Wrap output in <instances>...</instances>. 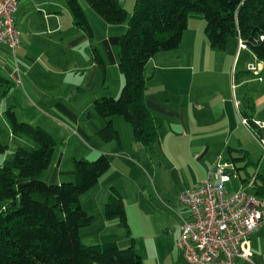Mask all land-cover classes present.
I'll return each mask as SVG.
<instances>
[{"label":"crops","instance_id":"0c3cea01","mask_svg":"<svg viewBox=\"0 0 264 264\" xmlns=\"http://www.w3.org/2000/svg\"><path fill=\"white\" fill-rule=\"evenodd\" d=\"M66 1L18 0L14 21L19 46L12 52L0 44V79L4 82H0V143H9L5 154H0V166L16 148L28 145L25 137L11 132L4 117L12 109L19 122L42 128L57 143L43 177L46 182H73L74 159L108 157L110 170L80 198L82 208L95 218L91 226L80 230L82 243L129 245V239L104 217L111 187L122 194L127 217L141 211L145 218L158 216L159 224L170 219L168 224L179 238L182 222L190 220L179 195L206 180L217 156L230 162L229 155H244L246 160L236 166L252 164L245 141L252 132L241 119L244 113L259 129L264 125L262 114L256 112L264 107V60L249 49H239L237 37L229 38L223 49L211 48L202 15L190 13L179 48L158 52L143 69V102L156 130L154 143L149 148L135 143L131 126L118 116L111 120L119 141L104 142L97 133L105 121L95 114L93 103L120 94L124 79L118 68V43L126 24L107 25L85 0H78L92 28L89 39L75 27ZM117 1L130 15L135 0ZM92 48L103 56L105 72L93 62ZM255 61L260 64L261 81L246 77L252 76L247 64ZM249 81L258 82L255 99L246 93ZM240 170L236 177L239 189L255 194L246 182L249 175L242 177ZM153 225L143 221L141 237H152ZM136 245L134 240L135 251ZM250 248L249 260L237 258L234 264H264V226L251 236Z\"/></svg>","mask_w":264,"mask_h":264},{"label":"trees","instance_id":"16d2710c","mask_svg":"<svg viewBox=\"0 0 264 264\" xmlns=\"http://www.w3.org/2000/svg\"><path fill=\"white\" fill-rule=\"evenodd\" d=\"M85 2L107 25L126 24L118 43V68L124 79L120 94L93 103L95 114L105 121L97 133L104 142L119 141L111 120L118 116L131 126L135 143L147 148L154 143L156 130L143 102V69L158 52L179 48L190 13L203 16L211 48L223 49L229 38L237 37L258 60H264V0H135L130 15L117 0ZM66 4L75 27L92 39V28L78 0ZM92 59L105 72V61L96 48H92ZM242 116L253 136L264 140V129L251 116ZM4 117L11 132L25 137L28 145L16 148L0 166V264H144L135 251L123 196L114 187L109 189L104 217L124 230L130 245L123 249L115 242L85 246L81 241L80 230L91 226L95 218L82 208L80 198L110 170L108 157L74 159L73 182L48 183L43 177L56 141L42 128L19 122L12 109ZM7 148L0 143V154ZM229 160L238 173L241 168L236 164L246 157L229 155ZM251 179L255 195L264 199V176H252L246 182Z\"/></svg>","mask_w":264,"mask_h":264},{"label":"built area","instance_id":"2783aa9c","mask_svg":"<svg viewBox=\"0 0 264 264\" xmlns=\"http://www.w3.org/2000/svg\"><path fill=\"white\" fill-rule=\"evenodd\" d=\"M17 5L18 0H0V44L12 52L20 43L14 21ZM238 46L247 49L241 39ZM247 71L261 81L258 61L247 64ZM241 123L247 125L244 119ZM214 166L204 182L179 195L190 215V220L182 222L176 242L186 264H234L237 258L249 260L250 238L264 226V199L242 189L228 192L225 184L237 177L234 165L218 155ZM252 183L253 179L248 181L249 186Z\"/></svg>","mask_w":264,"mask_h":264},{"label":"rangeland","instance_id":"374dc122","mask_svg":"<svg viewBox=\"0 0 264 264\" xmlns=\"http://www.w3.org/2000/svg\"><path fill=\"white\" fill-rule=\"evenodd\" d=\"M195 15H200V14H195ZM238 75L239 73H237V75L234 74L233 77H236ZM246 77H248V79H253L252 81H254L253 76L250 75L248 76V74H246ZM252 81H249L245 90L248 97L255 99L254 97L255 95L253 94L254 91L257 90L256 85L258 84V82L257 81L252 82ZM257 93L258 92H256L255 94ZM256 112H258V114H262L261 118L264 119V107H262L261 109H257ZM245 141L247 142V146L250 149L249 154L252 164H249L247 166L244 164L239 165V168H241L240 170L241 176L242 177H245V175H249V177L254 175L264 176V140H262V142L260 143L250 133L246 135ZM6 144L8 145L9 143ZM240 187H241V183L237 178L232 180L230 183L225 184V188L229 192H233L236 189H239ZM180 207L182 206L180 205ZM172 215L173 212L170 211L169 218H171ZM157 217L158 216H155V218L154 217L145 218L144 214L141 211L140 212L134 211V215L132 217L131 215H128L127 221L131 233V238L137 240V245H136L137 254L141 257L144 264H186L182 258V254L175 247V241L178 238V234H176L174 228L169 226L168 222L170 221V219L169 220L166 219V222H161V224H159V220L156 219ZM143 221H150L152 222V224H154L153 225L154 227H152L153 230H150L152 237L151 236L141 237L142 230L140 231V224H142ZM118 229H119L118 230L119 233L122 236L129 239V245H130L131 239L125 236L126 234L123 229L121 228ZM92 242H94V240L90 241V243ZM129 245L125 247L119 245V248L123 249L128 247ZM85 246H91V245H85Z\"/></svg>","mask_w":264,"mask_h":264}]
</instances>
